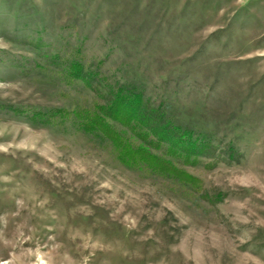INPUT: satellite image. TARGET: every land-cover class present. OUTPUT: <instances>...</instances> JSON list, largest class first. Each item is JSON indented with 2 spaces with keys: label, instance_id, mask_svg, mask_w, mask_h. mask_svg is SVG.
I'll list each match as a JSON object with an SVG mask.
<instances>
[{
  "label": "rangeland",
  "instance_id": "rangeland-1",
  "mask_svg": "<svg viewBox=\"0 0 264 264\" xmlns=\"http://www.w3.org/2000/svg\"><path fill=\"white\" fill-rule=\"evenodd\" d=\"M115 98L197 186L79 128ZM0 264H264V0H0Z\"/></svg>",
  "mask_w": 264,
  "mask_h": 264
},
{
  "label": "trees",
  "instance_id": "trees-1",
  "mask_svg": "<svg viewBox=\"0 0 264 264\" xmlns=\"http://www.w3.org/2000/svg\"><path fill=\"white\" fill-rule=\"evenodd\" d=\"M65 115L68 116V113ZM78 117L80 116L78 115ZM148 119V113L143 110L135 114L133 111L129 112L123 107L121 100L115 98L109 104L95 105L92 111L81 118L79 128L84 133L97 134L108 140L117 153V159L128 167L143 165L154 173L177 179L183 184L197 186L199 180L176 167L173 162L167 160L164 156L153 152V150L162 149L163 144L166 143L169 144L165 149L168 154L176 155L178 149L175 142H172L169 137L170 132L167 131L166 127L158 125V122H150ZM150 119L152 118L150 117ZM111 121L118 122L132 132H136L138 138L147 147L133 146L114 127ZM185 162H188L187 158H185Z\"/></svg>",
  "mask_w": 264,
  "mask_h": 264
}]
</instances>
